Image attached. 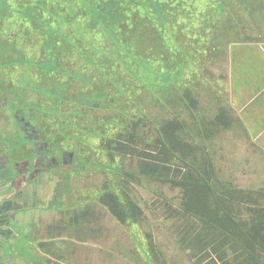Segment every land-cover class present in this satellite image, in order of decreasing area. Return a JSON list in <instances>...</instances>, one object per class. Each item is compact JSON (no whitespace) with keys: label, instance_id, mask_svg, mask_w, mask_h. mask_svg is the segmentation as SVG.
I'll return each mask as SVG.
<instances>
[{"label":"trees","instance_id":"16d2710c","mask_svg":"<svg viewBox=\"0 0 264 264\" xmlns=\"http://www.w3.org/2000/svg\"><path fill=\"white\" fill-rule=\"evenodd\" d=\"M259 6L258 0H0V26L4 27L0 50H6L9 43L11 56L16 52L14 64H33L31 70L44 79L47 91L57 89L54 83L67 91L71 79L98 83L91 95H85L84 89H74V94L82 108L107 112L103 123L91 119L92 126L79 131L99 140V152L110 163L103 168L113 170L117 177L114 183H104L96 195L99 204L121 227L138 226L146 217L129 194L128 182L144 180L177 190L178 198H161L159 206L171 219L180 248L188 251L195 264H264V192L237 189L221 180L212 161L218 156L212 152L213 146L205 144L212 145L216 133L230 127V113L221 109L215 119L204 124L205 112L195 113L196 94L187 88L191 86L179 87L180 94L176 92V82L193 50L181 47L189 38L193 40L190 30L195 29L194 35L198 29L203 34L218 30L213 35L218 46L227 39L237 44L250 41L245 20L253 19L257 25L256 19L264 16ZM17 25L21 29L12 34ZM99 28L109 37V50L91 45L84 36ZM203 40H195L197 48ZM197 52L201 54L203 49ZM75 56L80 59L78 64L73 62ZM2 58L5 60V55H0ZM60 76L68 78L62 82ZM129 79L135 90L137 85L145 89L143 81L151 87L145 90L160 109L164 110L167 102L175 106L174 112L184 106L190 122L173 114L172 119L154 123L156 136L149 140L144 131L148 117L127 93L133 90H129ZM193 86L197 88L199 83ZM128 102L135 105L136 115L127 114ZM110 131L117 132L116 136L106 133ZM79 135L86 140L85 135ZM141 141L146 149H141L138 157H124L135 160L136 170L124 172L118 156L129 154L133 144ZM146 239L143 251L157 261L155 264H161L162 253L149 233Z\"/></svg>","mask_w":264,"mask_h":264},{"label":"rangeland","instance_id":"374dc122","mask_svg":"<svg viewBox=\"0 0 264 264\" xmlns=\"http://www.w3.org/2000/svg\"><path fill=\"white\" fill-rule=\"evenodd\" d=\"M260 1V8L262 9L261 15H264V0ZM257 9L255 12H257ZM257 25L253 23V19L248 21L245 20L246 31L245 34L248 35L250 41L244 43H234L229 42L228 39L221 40L219 46L213 40V35L218 31H208L207 34L201 33L198 29V33L194 35L195 29L190 30L189 38L191 41L186 40L181 47L184 49H193L189 57L186 58V63L183 67V72L181 73V79L176 82V92L179 93V87L191 86L188 89L196 95L194 98L197 100V109L195 113L205 112V120L200 117V121L207 124L208 121L215 119L216 113L221 109H226L231 121L236 122L244 126L240 118L241 115L235 106H230L231 102V82L233 79V53L238 52H248L250 58H254L252 52L245 50L249 45L257 44L262 46L264 44V16H260L256 19ZM11 29V27H9ZM19 25L14 27L12 34H17L19 32ZM4 31V27L0 26V32ZM95 32L89 33V37L85 38L91 45H98L102 49L109 50L111 47L109 37L103 29H96ZM194 35V36H193ZM203 40L202 43L198 45L195 40ZM193 41V42H192ZM6 50H0L1 57L5 55V60L2 58L0 60V76H9L11 79V74L14 72V80L17 78L26 76L29 79L34 77V71L31 70L33 64H29V67L22 64H14L17 60L15 57L16 52H12V56L9 52V43H7ZM240 45V46H239ZM30 46V44L26 45ZM85 47V45H84ZM4 48V46H3ZM88 49V48H87ZM99 50L98 48H96ZM203 49V52H197V50ZM37 50V49H36ZM35 50V52H36ZM38 51V50H37ZM34 63V59H30ZM12 61V62H11ZM80 61L77 56L74 57V63L78 64ZM13 66V69L11 68ZM9 69V70H8ZM12 69V72L10 70ZM6 72V74L4 73ZM92 73V72H91ZM90 72L88 73V75ZM87 75V78H88ZM124 74H121L123 77ZM120 77V78H121ZM68 77L60 76V80L64 82ZM142 80V79H141ZM129 90L133 89L134 86L131 80H128ZM46 83V82H44ZM90 82V84H85L82 81L71 79V89L72 90H83L85 95H91L92 91L98 86V83ZM199 83V86L195 88L193 85ZM18 85L19 84L17 82ZM51 84L47 85L50 86ZM126 86V85H125ZM142 86L149 90L148 87L142 82ZM137 90L133 89L129 99L134 101V103L140 106L141 114L146 113L147 121L144 131L148 133V139L153 140L156 136L154 123H163L168 119L173 118V114L179 116L180 119L185 121V123L190 122V115L188 111L179 105L176 112L173 111L174 105L167 102L166 108L160 109L157 102L151 100V95L147 93L145 89H142L137 85ZM23 88L15 89V92H21ZM126 90V88H125ZM43 93L47 92L46 88H42ZM134 92L136 94H134ZM143 92V93H142ZM133 93V94H132ZM180 94V93H179ZM133 95V96H132ZM14 97V95H13ZM121 100L124 102L126 100L125 95L121 96ZM7 104L9 106H15L19 108L16 101L9 100V96H6ZM131 100V101H132ZM48 95L42 96V102L39 105L46 103L48 105ZM178 104V103H177ZM78 115H83L85 118H78L79 128H89L92 119L97 122H104L106 120L105 114L107 112L87 109L86 107H81L77 103ZM127 107V114H137V109L134 104L128 102L125 104ZM174 112V113H173ZM215 112V113H213ZM37 113V112H35ZM239 114V117L238 115ZM192 118V117H191ZM243 119V118H242ZM83 120V121H82ZM9 123V122H8ZM235 123V124H236ZM107 126V125H106ZM209 127L217 128V125L208 124ZM234 126V125H233ZM100 127H102L100 125ZM99 128V127H98ZM219 129V127H218ZM235 130V128H234ZM140 132V131H139ZM236 132V131H235ZM101 133V132H100ZM112 137L116 136L115 131L106 132ZM140 134V133H139ZM215 134V133H214ZM213 138L214 143H205L209 147H212V152L216 153L218 157H212V161L215 165L218 177L229 183H232L237 189L251 190L259 192H264V157H249L253 155L256 151H253L252 146H248L247 140L244 135L238 136L236 139L229 128H223L219 130ZM123 139V137H122ZM97 139H87V141L80 144L81 155L84 154L86 157H81V162H87L85 171L79 172L78 178V214L86 212L85 207L89 208L91 215L86 217H78L77 233L72 234V242L69 240L64 241V239L59 240L61 237L57 235L55 238L58 241L54 247V252L50 250L51 254H55V257L62 263L67 264H127L130 259H135L133 255H127L129 251L133 254L140 253L137 255L141 257L139 259L143 260L144 264H149L153 262V258L149 257L143 250H146L148 239H146V234L151 235V241L154 243L155 248L162 253L160 255L161 264H195L194 260H191L187 255L188 251H183L179 245V237L176 232H174L173 224L169 216H166L162 210H160L159 203L162 199L165 201L169 199H176L179 196L177 190H170L166 186L147 184L144 180H139V183L128 182L127 188L129 189V194L137 201L139 206L142 208L145 214V220L142 224L138 226H128L121 227L109 214V212L97 204L96 195H98L104 188V183L115 182V175L112 171L106 170L104 166L109 165L108 157H104L102 152H99ZM146 144L141 141V143L133 144L130 148L129 154L119 155L120 168L125 172V170L135 171L136 162L135 160H130L124 157H138L140 155L141 149L145 148ZM215 149V152H214ZM153 151H151V154ZM254 155H260V152H256ZM253 155V156H254ZM102 168L104 170H102ZM14 231L16 229L14 228ZM26 233V232H25ZM19 237H22L18 233ZM68 238V236H67ZM47 243H50L47 241ZM22 245V243L20 242ZM48 247V245H47ZM106 252L111 253L109 257H101V255L106 254ZM61 255V256H60ZM128 256V258H127ZM157 261H155L156 263ZM154 263V262H153ZM154 263V264H155ZM208 264L205 261L203 264Z\"/></svg>","mask_w":264,"mask_h":264},{"label":"flooded vegetation","instance_id":"af4514ba","mask_svg":"<svg viewBox=\"0 0 264 264\" xmlns=\"http://www.w3.org/2000/svg\"><path fill=\"white\" fill-rule=\"evenodd\" d=\"M11 76H0V264H67L50 250L57 235L76 239L78 217L91 215L87 207L79 215L77 201L79 172L87 163L80 161L86 157L80 144L89 139L79 131L92 125L78 129L74 88L61 91L54 83L55 91L43 93V78ZM46 94L48 105H39ZM6 96L19 108L9 106Z\"/></svg>","mask_w":264,"mask_h":264},{"label":"crops","instance_id":"0c3cea01","mask_svg":"<svg viewBox=\"0 0 264 264\" xmlns=\"http://www.w3.org/2000/svg\"><path fill=\"white\" fill-rule=\"evenodd\" d=\"M245 50L252 52L254 58H250L248 52L236 51L232 55L233 79L229 103L238 109L244 126L233 122L229 130L236 139H239L241 134L244 135L249 140L247 145L252 146L253 151L260 152V155H254L255 152L254 156L249 157H264V44L249 45ZM237 115L239 117V114ZM139 254L129 251L127 255H133L135 259H130L127 264H144L143 260L139 259L141 257L137 256ZM109 255L111 253L106 252L101 257Z\"/></svg>","mask_w":264,"mask_h":264}]
</instances>
